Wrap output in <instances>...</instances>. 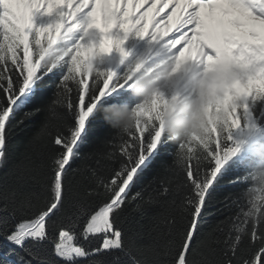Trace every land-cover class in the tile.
<instances>
[{"label": "snow or ice", "instance_id": "snow-or-ice-1", "mask_svg": "<svg viewBox=\"0 0 264 264\" xmlns=\"http://www.w3.org/2000/svg\"><path fill=\"white\" fill-rule=\"evenodd\" d=\"M148 3L0 0V162L7 159L12 129L44 111V122L29 143L46 141L43 146L47 156L39 153L42 160L38 167L50 173L44 193L35 196V202L30 196L0 207V264H264V206H254L249 198L247 210L241 207L235 217L229 218L227 228L222 226L224 221L218 223L214 231L222 236L201 233L206 216L213 214L209 204L224 179L222 169L234 151L229 130L223 133L226 139H218L208 148L201 163L188 161L177 167L173 160L166 165L173 175L161 180L155 196L145 199L143 191H137L132 197V201L139 199L145 204L168 205L162 221L167 232L159 248L137 246L122 219L132 187L156 156L169 151L170 145L174 146L173 156L177 151V146L159 131L156 118L145 120L131 135H117L110 143L111 150L104 154L110 162L106 175L90 168L92 183L82 192L81 182L73 183L80 171L73 165L92 122L100 115L99 107L114 93L129 88L130 83L111 70L99 79L81 73V62L90 50L84 43L77 46L73 57L74 72L67 67L51 71L44 68L37 47L73 26L80 31L98 30L103 37L101 51L116 47L124 54L122 45L134 32L140 38L167 45L180 59L221 62L235 58L234 53L243 54L259 69L245 87L254 94H264V0H151V7L137 17L139 9ZM170 6L171 10L165 12ZM40 9L48 15L55 13L57 18L36 28L33 35V13ZM114 28L123 33V38L112 35ZM21 47L22 60L17 56ZM57 74L54 99L43 108L26 111L13 125L26 92ZM166 102L156 101L153 107L158 110ZM246 117V112H237L232 117L233 127L238 129Z\"/></svg>", "mask_w": 264, "mask_h": 264}, {"label": "clouds", "instance_id": "clouds-1", "mask_svg": "<svg viewBox=\"0 0 264 264\" xmlns=\"http://www.w3.org/2000/svg\"><path fill=\"white\" fill-rule=\"evenodd\" d=\"M78 31L82 32L79 38L76 36ZM87 36H90L89 32L73 26L44 46H38L37 56L42 66L50 71L67 67L74 72L73 57L77 46ZM102 38L100 35L98 43L91 40L84 43L90 50L80 67L81 73L98 79L110 70L105 67V58L114 49L120 64L130 55L124 44V54L116 47L101 51ZM148 43L151 54L129 64L126 75L122 77L130 82L129 89L135 104H105L99 107V114L119 136L131 135L145 120L156 118L161 134L177 146L174 154L177 167L188 161L201 163L212 144L218 139H226L223 136L226 130L232 135L240 130L241 139L232 146L234 151L229 159L245 145L252 149L245 176L250 185L247 196L254 206H264V133L254 123L246 124L244 121L238 129L232 124V117L239 111L246 112L248 118L249 102L264 99V94H254L245 87L251 78L259 74L253 60L236 53L233 54L235 58L221 62L180 59L178 54L171 53L167 45L155 39H148ZM156 101L167 102L160 104L156 110L153 107ZM253 210L257 209L254 207Z\"/></svg>", "mask_w": 264, "mask_h": 264}, {"label": "trees", "instance_id": "trees-1", "mask_svg": "<svg viewBox=\"0 0 264 264\" xmlns=\"http://www.w3.org/2000/svg\"><path fill=\"white\" fill-rule=\"evenodd\" d=\"M89 33L92 37H96L98 30L91 29ZM81 34L78 31L76 33L77 38ZM33 35H35L34 30ZM29 40L31 42V37ZM0 41H2V37H0ZM147 44L148 39L146 38L142 41L141 50L134 53L113 71L117 78L126 75L129 64L151 52V46ZM17 56L22 60V47L17 50ZM58 80L59 74L51 79H46L39 87H33L26 92L21 109L16 113V120L12 122L13 125H16L17 121L24 117L26 111H32L37 106L43 108L49 104L54 99L56 91L54 85ZM121 102L135 104V98L129 88L121 89L105 100V104ZM45 116L46 112L41 111L25 119L24 123L14 127L9 135L8 156L6 160L0 162V207L13 202L25 201L30 196L33 197V202H35L34 197L44 193V184L50 173L46 168L41 169L38 165L42 160L39 153L43 152L45 157L47 156L48 150L43 146L46 141L35 145H30L29 142L39 132ZM245 123L256 124L261 133H264V99L255 103L249 102L248 118ZM116 137V131L102 119L101 115L92 122L89 134L80 146V155L73 165L74 168L80 169L73 179V183H76V181L81 182L79 191L82 192L85 185L92 183L88 171L90 168H98L102 174H107L110 162L104 159V154L111 150L110 143H114ZM239 139H241L240 130H237L233 133L232 146H235V142ZM173 148L174 146L170 145L169 151L156 156L149 168L132 187L129 194L130 203L124 207L123 226L129 234L133 235L137 246L155 245L159 248L163 242V234L167 232V228L162 221L169 211L168 205L163 202L145 204L139 199L132 201V197L135 196L137 191H143L145 199L149 195L155 196L161 180L172 177V172L166 170L165 166L173 163L174 156L171 154ZM251 158L252 149L245 145L225 164L221 173L224 179L213 193L212 201L209 204V212L213 214L206 216L201 227L202 235L212 233L213 238L222 236L221 233L214 231L218 223L224 221L225 223L222 226L227 228L229 218L235 217L240 212L241 207L247 210V191L250 185L243 178L249 170ZM97 161H99V164H97ZM237 177H240V179L237 180ZM230 179L236 180V183H228ZM226 197L227 200H225ZM233 201H236V203L233 204ZM137 204L141 205L139 209L136 207ZM237 204L240 207H237ZM226 205H230V207ZM212 247H217V245L213 244ZM161 259H167V257L161 256ZM124 260L126 261L127 258L125 257Z\"/></svg>", "mask_w": 264, "mask_h": 264}, {"label": "rangeland", "instance_id": "rangeland-1", "mask_svg": "<svg viewBox=\"0 0 264 264\" xmlns=\"http://www.w3.org/2000/svg\"><path fill=\"white\" fill-rule=\"evenodd\" d=\"M73 7H75V5ZM90 7H91V5H90ZM90 7H89V9H85V11L90 10ZM148 7H151V3H148V4L144 5L143 7H141L139 9V11L137 12V17L139 16L140 13H142L143 11H146ZM157 7H158V5H157ZM165 11H166V9H165ZM163 14H165V13H161L160 15L164 16ZM56 18L57 17H56L55 13H53L51 15L45 14V10L44 9H40L38 11H34V13H33L34 31H35L36 28L43 27V26H46L48 23L54 22ZM159 19H160V17H157V20H159ZM94 31H96V29H94ZM149 31H152V27L151 26L149 27ZM173 31H175V30H173ZM172 34L173 33H169L170 36ZM112 35L114 37L123 38V33L120 32V30L118 28H114L112 30ZM81 36H82V34H81ZM95 36L96 37H94V39H93V37L91 35L87 36V37H84L82 42L87 44L91 40L92 42L98 43L99 42V37H100L99 32ZM165 39H167V37H165ZM140 40H142V38L138 37L134 32L129 33L127 39L125 40V43H124L123 47L130 53V51H134L133 45L140 44ZM147 45H149V43ZM177 47H180V45H178ZM149 54H151V53H149ZM129 57H130V55H129ZM118 60H119L118 53L114 49L112 54L105 58V67L107 69L115 71L117 69V67L120 65Z\"/></svg>", "mask_w": 264, "mask_h": 264}, {"label": "bare ground", "instance_id": "bare-ground-1", "mask_svg": "<svg viewBox=\"0 0 264 264\" xmlns=\"http://www.w3.org/2000/svg\"><path fill=\"white\" fill-rule=\"evenodd\" d=\"M160 6V5H159ZM164 15V14H163Z\"/></svg>", "mask_w": 264, "mask_h": 264}]
</instances>
